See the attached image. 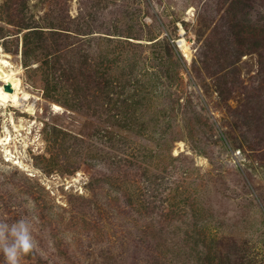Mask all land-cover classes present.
Wrapping results in <instances>:
<instances>
[{"label":"rangeland","instance_id":"1","mask_svg":"<svg viewBox=\"0 0 264 264\" xmlns=\"http://www.w3.org/2000/svg\"><path fill=\"white\" fill-rule=\"evenodd\" d=\"M0 50L20 264H264V0H0Z\"/></svg>","mask_w":264,"mask_h":264},{"label":"clouds","instance_id":"2","mask_svg":"<svg viewBox=\"0 0 264 264\" xmlns=\"http://www.w3.org/2000/svg\"><path fill=\"white\" fill-rule=\"evenodd\" d=\"M35 248L29 220L21 218L12 224L0 221V251L7 264H20L21 256L31 253Z\"/></svg>","mask_w":264,"mask_h":264},{"label":"bare ground","instance_id":"3","mask_svg":"<svg viewBox=\"0 0 264 264\" xmlns=\"http://www.w3.org/2000/svg\"><path fill=\"white\" fill-rule=\"evenodd\" d=\"M178 42L181 45L180 47H182L185 54L189 58V46L185 43V39L181 38ZM0 70H3L5 72V75H0V103H11L14 106L24 105L25 102L31 98V94L24 87L23 79L19 76V68H16L15 65L11 62L10 56L5 53H1V50ZM9 82H11L13 85L12 90H7L5 88V84Z\"/></svg>","mask_w":264,"mask_h":264},{"label":"water","instance_id":"4","mask_svg":"<svg viewBox=\"0 0 264 264\" xmlns=\"http://www.w3.org/2000/svg\"><path fill=\"white\" fill-rule=\"evenodd\" d=\"M0 75H2V76L5 75V72H4L3 70H0ZM12 87H13V85H12L11 82L5 84V88H6L7 90H12ZM200 160H201V162H203V158H202V156L200 157Z\"/></svg>","mask_w":264,"mask_h":264}]
</instances>
